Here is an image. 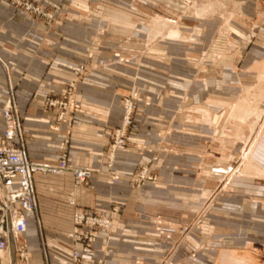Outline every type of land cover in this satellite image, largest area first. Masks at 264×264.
<instances>
[{
	"label": "crops",
	"instance_id": "0c3cea01",
	"mask_svg": "<svg viewBox=\"0 0 264 264\" xmlns=\"http://www.w3.org/2000/svg\"><path fill=\"white\" fill-rule=\"evenodd\" d=\"M202 1L43 0L53 24L0 17V86L14 90L29 160L57 165L64 143L69 166L92 172L84 188L73 187L69 170L34 175L38 226L31 220L16 237L29 259L13 255L12 264H71L69 193L79 208L112 218L109 231L78 246L81 264H264V53L243 52L221 78L188 58L218 47L198 41L196 30L188 38L183 25L214 13ZM241 14L264 19L260 8ZM186 78L195 83L189 92ZM70 82V117L61 123L44 102ZM229 84L240 86L238 104ZM130 94L150 105L135 113L130 147L109 168L105 149ZM186 123L198 132H186ZM218 135L225 153L215 148ZM142 166L155 181L134 183Z\"/></svg>",
	"mask_w": 264,
	"mask_h": 264
},
{
	"label": "built area",
	"instance_id": "2783aa9c",
	"mask_svg": "<svg viewBox=\"0 0 264 264\" xmlns=\"http://www.w3.org/2000/svg\"><path fill=\"white\" fill-rule=\"evenodd\" d=\"M37 18L49 24L54 21L52 13H45L42 7L35 10ZM73 82H70L62 94L61 101L50 100L47 107L56 108V120L64 123L70 117L71 92ZM5 95L1 101L0 118L3 122V131L0 134V264H11L10 254L18 256L27 263L29 257L25 244L18 245L16 237L24 234L29 221L32 220L38 226L37 196L34 184L35 174H51L61 176L69 170L72 175L74 188H84L91 179L92 172L88 169L70 167L67 162L65 144L59 147L61 155L57 165L38 163L29 160L22 134L21 122L18 116L17 105L14 98V90L10 83L3 90ZM68 98V99H67ZM124 115L119 127L112 130L108 148V167L112 166L114 154L122 149L126 143L127 131L131 126V115L137 111L139 99L136 95L127 98L123 102ZM149 177L148 170L142 168L136 175L135 182L143 180L155 181ZM110 180L117 183L119 176L110 175ZM67 205L71 208V239L75 247L70 252L71 264H81L79 247H85L91 243L98 230L109 231L112 226V218L106 215L95 214L77 206L73 193L66 198ZM113 213H118V207L113 208ZM158 233L163 232L157 228ZM12 243V246H10ZM133 264H141L136 259Z\"/></svg>",
	"mask_w": 264,
	"mask_h": 264
},
{
	"label": "rangeland",
	"instance_id": "374dc122",
	"mask_svg": "<svg viewBox=\"0 0 264 264\" xmlns=\"http://www.w3.org/2000/svg\"><path fill=\"white\" fill-rule=\"evenodd\" d=\"M202 2L207 3V4L211 3L212 8H215L213 11L214 13L200 17L198 19L194 18L195 20L191 19V21H186L184 19L183 25L186 27L187 36L191 35L193 31L196 30L195 35L198 41L201 42L205 38H210L212 40H218V47L216 50H213V51L209 50L208 52H205L202 54H195V56L191 52L187 53L188 58L193 57V58H196L197 60H205L203 63V67L205 69L212 68L213 71L211 73L212 74L214 73L216 74V77L221 78L222 75H221L220 70L224 68V66H226L228 63H231L230 62L231 60H236V61L241 60V56L243 52L244 53L245 51L249 52V50H252L254 48L257 51L264 53V33H261L260 31L261 26H264V19H262V21L261 20L259 21L257 17L253 18V17H248L247 15L241 14L242 12L245 14H248V12L249 13L252 12L254 8L256 9L260 8L264 10V0H203ZM198 3H201V2L199 1ZM39 7H42L45 13L47 14L52 13L54 15L53 11L51 10L52 8L46 7L44 5L43 0H0V17L1 18L3 17L2 18L3 22H5L6 24H11V22L19 18L38 21L39 18H37L35 10L38 9ZM226 9L232 10L231 11L232 15H228L226 13ZM55 19L56 18L54 15V21L51 24L55 22ZM189 30L190 31L192 30V31L189 32ZM175 35H176L175 31H170V37H173ZM187 45H191V47H193V41L189 42L188 40ZM96 46L98 45L96 44ZM237 63L238 62L234 61V67H237L236 65ZM4 73H6V70ZM220 81L221 80H219L217 83V88L218 89L225 88L224 86L226 85V83L222 84ZM245 82L247 84H250V87H255V84H257V82H254L251 79H246ZM228 86L229 87L231 86L235 90V95H234L235 97L233 101L236 104V102L240 100V94H239V91L237 90V88L240 86L232 85V84L231 85L229 84ZM259 87H260L259 88L260 90H263L264 86L260 85ZM5 88H6L5 84L0 86V100H3L5 97L4 93H2ZM194 88H195L194 79L190 80L189 78H186V87H185L186 92H189L190 90H193ZM133 95H136V94H132V95L130 94V95L124 96L121 98L119 102V106L122 110V118H121L120 125L122 123V119L124 115L122 104L125 99L130 98ZM61 99H62V96L57 97V98H48L44 102V104L46 105L47 102L50 100L61 101ZM137 99L139 98L137 97ZM254 99H256L257 101H260L261 98L259 97V95H256ZM251 102H255V101H251ZM238 103L239 102H237V104ZM149 105H150L149 102H143V103L139 102L137 111L139 110L141 106L146 107ZM52 109L56 110V108H52ZM137 111H135L131 115V125L134 120V115ZM259 117H260V114L258 115V118ZM235 123H239V122L235 121ZM185 127H186V132L190 134L193 132V130L196 133L198 132L195 129L192 130V128H189L190 124L188 123H186ZM230 132H231V129L228 128L224 131V134H230ZM244 132H245V129H244ZM216 138L219 139V141L215 142L216 143L215 148L217 149L218 152L225 153V144L222 143L224 138L222 139L221 135H218ZM258 140L260 142V143L258 142L259 145L261 144L262 146H264V128ZM109 144H110V141L106 146L105 155H104L106 164H108L107 158H108ZM128 147H130L129 141L126 143V145L122 149H119L114 154L112 158V163L116 159L117 154L120 151ZM142 168H146V167L145 166L140 167L139 171H141ZM134 177L136 178V176ZM149 177L151 176L149 175ZM135 178H133L134 183H135V180H134ZM141 183L142 182H139L138 184L141 185Z\"/></svg>",
	"mask_w": 264,
	"mask_h": 264
},
{
	"label": "bare ground",
	"instance_id": "6f19581e",
	"mask_svg": "<svg viewBox=\"0 0 264 264\" xmlns=\"http://www.w3.org/2000/svg\"><path fill=\"white\" fill-rule=\"evenodd\" d=\"M10 246H12V243H11V245ZM10 259H11V262H12V259H13V256H12V254H10ZM12 264V263H11Z\"/></svg>",
	"mask_w": 264,
	"mask_h": 264
},
{
	"label": "water",
	"instance_id": "95a60500",
	"mask_svg": "<svg viewBox=\"0 0 264 264\" xmlns=\"http://www.w3.org/2000/svg\"><path fill=\"white\" fill-rule=\"evenodd\" d=\"M12 263H13V260H12Z\"/></svg>",
	"mask_w": 264,
	"mask_h": 264
}]
</instances>
